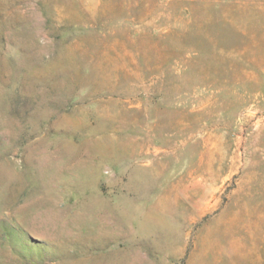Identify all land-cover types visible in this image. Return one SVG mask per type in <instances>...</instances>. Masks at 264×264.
<instances>
[{"label": "rangeland", "instance_id": "obj_1", "mask_svg": "<svg viewBox=\"0 0 264 264\" xmlns=\"http://www.w3.org/2000/svg\"><path fill=\"white\" fill-rule=\"evenodd\" d=\"M0 264H264V0H0Z\"/></svg>", "mask_w": 264, "mask_h": 264}]
</instances>
